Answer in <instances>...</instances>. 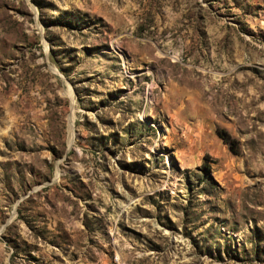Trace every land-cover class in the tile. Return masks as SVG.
Listing matches in <instances>:
<instances>
[{
  "label": "rangeland",
  "instance_id": "obj_1",
  "mask_svg": "<svg viewBox=\"0 0 264 264\" xmlns=\"http://www.w3.org/2000/svg\"><path fill=\"white\" fill-rule=\"evenodd\" d=\"M0 264H264V0H0Z\"/></svg>",
  "mask_w": 264,
  "mask_h": 264
},
{
  "label": "trees",
  "instance_id": "obj_2",
  "mask_svg": "<svg viewBox=\"0 0 264 264\" xmlns=\"http://www.w3.org/2000/svg\"><path fill=\"white\" fill-rule=\"evenodd\" d=\"M219 133H220V136L222 137V139H223L224 141H226V142L229 143L230 148L233 147V145H234V141L230 140L229 136H227V135L224 134L223 132L219 131Z\"/></svg>",
  "mask_w": 264,
  "mask_h": 264
}]
</instances>
